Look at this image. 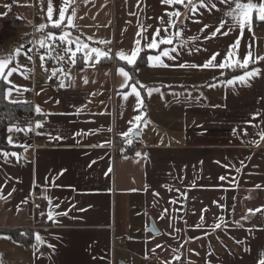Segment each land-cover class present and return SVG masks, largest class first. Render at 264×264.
Masks as SVG:
<instances>
[{
  "label": "crops",
  "instance_id": "obj_1",
  "mask_svg": "<svg viewBox=\"0 0 264 264\" xmlns=\"http://www.w3.org/2000/svg\"><path fill=\"white\" fill-rule=\"evenodd\" d=\"M53 3L58 8L60 0ZM137 3L74 0L66 17L74 8L77 27L66 30L90 47L100 46L94 41L105 40L111 33L115 39L112 59L101 66L81 67L78 61L72 65L64 46H54L49 55H62L64 60L46 56V72L40 60L45 49L39 47L49 32L39 30L47 23L45 11L41 10L37 18L33 49V0H0V17L11 14L19 20L15 28L0 25V54L24 46L18 57L21 67L10 78L19 88L12 98L31 101L35 124H43L35 128L41 144L57 141L56 147L41 148L32 155L28 154L31 143L27 132L13 131L9 135L14 143L27 148L0 150L19 155L18 160L0 157L3 194L15 189L7 199H0V232L9 237V230H30L43 240L38 244L33 238L31 244L24 245L3 239L11 264H146L144 259L151 255L158 257L156 264L173 261L176 255L182 259L175 264H260L264 259V217L248 214V209L264 206V139L258 135L264 131V61L255 65L262 75L250 86L224 84L228 78L221 76L219 69L176 67L180 63L201 64L213 51L223 56L237 36L234 31L204 41L212 28L201 34L202 24L192 21L215 24L220 13L201 9L203 15L193 16L188 8L176 5L180 16L175 29L184 31L174 41L175 45L183 42L176 60L163 58L172 67H149L147 62L134 77L125 68L133 77L130 83L138 80L160 90L151 96L141 91L140 111L149 123L144 127L141 122L132 142L138 141L143 147L129 153L113 151L114 144H129L120 134L132 127L129 121L139 114L134 96L122 98L121 93L130 89L121 88L124 79L118 68L125 62L117 53H130L139 25L148 26L144 35L150 38L159 27L157 18L167 20L165 13L173 10L160 0H139V8ZM253 31L258 53L264 54V22L254 19ZM192 37L198 39L193 41ZM249 41L246 29L239 46L241 56ZM61 68L65 71L52 75L53 69ZM56 83L60 85L55 87ZM36 106L44 114L37 115ZM15 134L21 138L15 140ZM222 175L229 180H219ZM232 177L235 182H230ZM43 197L50 198L52 204ZM50 208L67 211V215L55 216L57 223H53L47 219ZM43 215L45 223H40ZM201 216L204 226L197 229ZM218 218H223V223L213 230L212 225L220 222ZM152 221L159 234L153 235ZM127 237L131 242L125 247H113L114 241ZM5 255L2 250L0 258Z\"/></svg>",
  "mask_w": 264,
  "mask_h": 264
},
{
  "label": "snow or ice",
  "instance_id": "obj_2",
  "mask_svg": "<svg viewBox=\"0 0 264 264\" xmlns=\"http://www.w3.org/2000/svg\"><path fill=\"white\" fill-rule=\"evenodd\" d=\"M43 5L44 0H41ZM74 3V0H60L59 7L53 3V0H47V8L45 11L47 23L41 24L39 26L40 31H44L51 27L52 29H59V34L54 32H47L45 39L39 41V47L41 49H45V53L40 55L41 67L47 72L48 69L44 64L46 56L48 59H56L59 61L64 60V56L57 55L51 56V53L54 50V46L58 47L63 45V51L67 54L69 63L75 65L77 62L78 54L79 59L82 60L83 65L94 67L96 64L101 62V59H112L111 49L108 48L106 50H102L99 47H90L89 44L84 43L79 36L72 38V33L67 31L66 29L76 28L77 26L74 24V17L76 16V10L72 8L71 14L66 17V13L68 12L71 5ZM160 3L166 6L173 8L171 11H167L165 16H167V20H165L164 16L158 17L159 27L155 28L152 32L150 38L145 37L144 33L148 31L147 25H139V30L136 34V39L134 40L133 48L130 53H127L124 50H120L117 53V58L120 61H123L128 66L135 67L137 59L140 57L142 51L154 50L156 54L147 55L146 61L148 62L149 67H172V65L165 63L163 58H166L170 61H175L177 56L179 55L178 48L183 46V42L180 45H175L174 41L183 36V29H175V24L178 22L180 11L176 8V5H181L189 9L193 16L199 14L203 15V12L200 10H204L207 13L211 14L214 11L220 13V18L215 24L203 23L201 20H193L194 23H201L202 27L200 28V33L203 34L207 29L212 28V31L208 33L207 36H204V41L214 40L218 36L224 37L228 36L230 33L236 31L237 36L233 42H231L228 47L225 49L224 55L221 56L219 51H213L209 54V56L205 59V61L201 64H188V63H180L176 65V67L184 68V69H209L215 70L219 69L221 76H225L227 72H236L238 69L243 70L242 74L233 75L231 78L223 81L224 84L228 86L235 87V85L240 84L241 86H250V82L258 78L262 75V71L260 67H255V65L259 64L261 61H264V54L258 53V44L257 39L255 37V33L253 31V21L254 19L259 22H264V0H197L196 3H193V0H160ZM218 4L224 5V8L218 7ZM5 7L10 8V5H5ZM137 8L140 7L139 0L136 5ZM54 9H55V18H54ZM130 15H137V13H129ZM186 20L190 19V17L186 16ZM63 25V28L61 27ZM248 30L250 35V41L246 43V51L241 56L239 54V46L241 43V38L244 35L245 30ZM163 32V35H162ZM91 39V38H89ZM198 37H192V40L195 41ZM143 41H146L142 44ZM58 42V43H57ZM94 43L98 45H110L112 41L109 40H98L94 41ZM161 45L167 46L161 48ZM24 46L21 45L18 48H15L11 53L0 54V83L5 85L4 88V98L8 100L9 103H18L19 101L13 99V92L19 91L18 86L14 84V82L10 79L14 73H18L19 65L18 57L21 55V48ZM199 50V49H197ZM207 51V49H204ZM175 54V55H174ZM217 57H220L217 60ZM31 59V57H29ZM252 65L249 70V66ZM57 71L64 72L63 68L61 69H53L52 75H55ZM118 74L123 77L124 84L121 85V88H129V92H122V98L127 100L130 95L135 97L136 107L135 110L139 113L137 114L133 120L129 121L132 125L127 131L121 133L122 138H126V142L131 144L132 137L137 135V130L141 128V122H143V126L147 127L149 121L143 120L145 115L144 112H141L140 109L143 106V99L141 96V91H146L148 96H151L153 91L159 92L158 88H148L146 85L141 83L140 81H135L130 83L133 80V77L130 75L128 71L125 70L124 66H120L118 68ZM85 84L88 83L87 79H85ZM61 87L64 86L63 81H61ZM215 87V85H212ZM163 96V93H160ZM94 95V94H93ZM175 95V94H173ZM37 115L44 114L42 109L39 106H36L34 109ZM259 114L257 113L256 116ZM255 118V116L253 117ZM255 126V125H253ZM43 124L39 121L36 122L35 128H42ZM8 133H12L13 131H25L24 128H20L17 126H9L7 128ZM27 131H33V128H27ZM111 131V129H109ZM233 134H236V131H233ZM244 135H247V131L244 130ZM261 139H264V131L258 133ZM250 143H256L255 141H251ZM7 144L16 147L17 145L12 140L11 135L7 137ZM21 147L27 148V145H19ZM137 156H140L141 153H136ZM13 156L16 159H19V155L15 152L8 151H0V157H3L5 160L9 157ZM144 158H147L146 156ZM219 163V162H217ZM243 165V161H241ZM225 168H228L229 165H224ZM239 172V169H237ZM63 170L58 175H62ZM221 181L229 180V177L226 175H222L218 177ZM230 182H235V177H232ZM257 188H261L260 185H256ZM3 186L0 185V199H7V196L11 195V191H15L12 189L7 195L3 194ZM179 191V189H177ZM158 195V193L156 194ZM48 200L49 205L52 204V201L48 197H43ZM186 198V196L184 197ZM171 203L175 204L176 201L173 200ZM58 207V205H56ZM167 211V209H165ZM202 212L207 211V209H202ZM256 213H260L262 217H264V206L257 208L248 209L249 215H255ZM66 216L67 211L64 212H54L50 208L47 219L53 223H57L55 220V216ZM163 219V217H161ZM220 222L212 225L213 230L219 229L221 227V223H223V218H218ZM247 219V216L244 217ZM200 223L196 224L195 227L197 229H201L204 226L203 216L200 217ZM176 231H180V229H176ZM250 231V230H249ZM153 235L159 234L158 230L153 225L152 228ZM207 234V233H206ZM2 239H10V237H0ZM34 238L38 244L43 243L41 236L37 233L34 234ZM35 247V245H34ZM157 247H163L162 245H157ZM173 252L176 249H172ZM182 259L181 255H176L173 261H164V264H175V262L180 261ZM0 264H2V259H0ZM260 264H264V259L260 260Z\"/></svg>",
  "mask_w": 264,
  "mask_h": 264
},
{
  "label": "trees",
  "instance_id": "obj_3",
  "mask_svg": "<svg viewBox=\"0 0 264 264\" xmlns=\"http://www.w3.org/2000/svg\"><path fill=\"white\" fill-rule=\"evenodd\" d=\"M39 7L42 10L43 9L46 10L47 8V1L44 0V3L42 5L41 0H39ZM43 11V10H42ZM47 30L49 31H54V32H58L59 29H52L51 27H49ZM60 47V46H58ZM150 54V51H144L138 61L136 62L135 67L133 66H128L125 63H119L124 65L125 68H127V70L129 72L132 73L133 77L134 74L137 72L138 68L146 65L147 61H146V56ZM78 66H84L82 60L79 59L78 57ZM111 59H101V62L98 63L99 66L101 65H105L110 63ZM251 67H253L252 65L249 66V69H251ZM243 70H237L236 72H227L225 77L226 78H230L233 75H239L242 74ZM4 88L5 85L0 83V150H22L21 147H13L12 145H8L7 144V137L9 136V133L7 131V128L9 126H17L20 128H24L25 131L27 132V127L30 124V120H29V116L32 114L33 111V107H32V103L30 100H26V101H19L18 103H9L8 100H6L4 98ZM45 215L41 216L40 219V223H45ZM40 218V217H39ZM7 233L9 234V237L21 244L24 245H29L32 243L33 241V233L30 230H20V229H16V230H9L7 231Z\"/></svg>",
  "mask_w": 264,
  "mask_h": 264
},
{
  "label": "built area",
  "instance_id": "obj_4",
  "mask_svg": "<svg viewBox=\"0 0 264 264\" xmlns=\"http://www.w3.org/2000/svg\"><path fill=\"white\" fill-rule=\"evenodd\" d=\"M41 14V8L38 5L37 0H33V4H32V29H33V34H32V47L33 49L36 48V28H37V18L38 16ZM0 25H7L9 27L15 28L19 25V20L11 15V14H6L2 17H0ZM35 76H33V80H34V85H35ZM60 85V83H56L55 87H58ZM34 96V94H33ZM30 119V124L28 125L27 128L31 127L33 128V131L29 132L27 131L28 134V138L30 140L31 143V148L28 149V154H35L36 151L38 149L41 148H52V147H56L57 146V141H46L44 144L40 143V139L36 134V130H35V120H36V115L34 114V112L32 111V114L29 116ZM13 138L15 140H19L21 138V135L19 134H15L13 136ZM143 147L142 144L138 141H134L131 144H123V145H112V149L113 151H116L118 149H122L125 150L126 152H132L135 149L141 148ZM131 242V238L127 237V238H123V239H117L116 241H114L113 243V247H125L128 243ZM159 259L156 255H151L149 257H146L144 259V262L146 264H156L158 263Z\"/></svg>",
  "mask_w": 264,
  "mask_h": 264
},
{
  "label": "rangeland",
  "instance_id": "obj_5",
  "mask_svg": "<svg viewBox=\"0 0 264 264\" xmlns=\"http://www.w3.org/2000/svg\"><path fill=\"white\" fill-rule=\"evenodd\" d=\"M105 40L112 41V43L110 45H100V46H96V47H99L102 50H106L108 48H110L112 50V48H113L112 46L115 43V39H114L113 35L110 33L108 38H106ZM0 237H6V236H4V234H1V232H0ZM7 241H9V240H7ZM5 246L6 245H5V243H3V239L0 238V254H1L2 250L6 253L4 258H0V259H2V264H11V260L8 259V257H7V249H5ZM22 264H24V263L22 262Z\"/></svg>",
  "mask_w": 264,
  "mask_h": 264
},
{
  "label": "water",
  "instance_id": "obj_6",
  "mask_svg": "<svg viewBox=\"0 0 264 264\" xmlns=\"http://www.w3.org/2000/svg\"><path fill=\"white\" fill-rule=\"evenodd\" d=\"M153 225H154V226H155V228H156V225H155V223L152 221V223H151V227H150L151 231H152ZM156 229H157V228H156Z\"/></svg>",
  "mask_w": 264,
  "mask_h": 264
}]
</instances>
